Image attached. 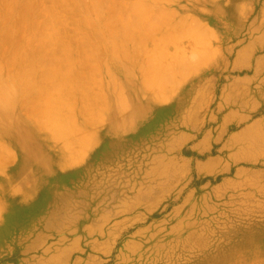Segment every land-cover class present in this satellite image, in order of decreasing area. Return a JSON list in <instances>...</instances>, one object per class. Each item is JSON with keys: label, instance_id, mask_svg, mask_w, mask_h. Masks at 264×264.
<instances>
[{"label": "rangeland", "instance_id": "374dc122", "mask_svg": "<svg viewBox=\"0 0 264 264\" xmlns=\"http://www.w3.org/2000/svg\"><path fill=\"white\" fill-rule=\"evenodd\" d=\"M228 1L0 0V264L52 254L88 264L104 253L109 264L116 246L122 264H264V217H223L226 198L212 212L213 185L192 170L169 192L180 172L159 167L158 135L107 134L162 94L163 56L183 18L199 12L210 21ZM101 146L95 159L114 146L117 154L86 163ZM85 188L102 191V206L119 216L108 231L122 224V233H46L41 215L66 219L69 203L82 214ZM69 189L77 194L60 192Z\"/></svg>", "mask_w": 264, "mask_h": 264}, {"label": "crops", "instance_id": "0c3cea01", "mask_svg": "<svg viewBox=\"0 0 264 264\" xmlns=\"http://www.w3.org/2000/svg\"><path fill=\"white\" fill-rule=\"evenodd\" d=\"M211 10L214 12L210 21L198 12L180 22L181 29L174 36L178 41L163 56L162 94L148 96L134 119H123L121 128L114 127L107 134L114 141L141 130L158 135L161 146L156 155L164 159L159 167L180 172L177 180L168 183L169 192L170 188L183 186L192 170L197 182L213 185L209 198L212 204L226 198L223 217L232 218L235 211L244 218L264 217V0H232ZM219 10H226V14H218ZM161 111L164 113L159 115ZM102 147H93L86 163H101L110 160L108 155L117 154L118 147L114 146L103 152L105 157L95 159ZM175 155L180 156L181 163L173 160ZM68 163L70 159H65L64 165ZM43 192L50 198L56 191ZM60 192L67 198L77 194L75 189ZM83 194L89 202L84 203L82 214L78 205L70 203L66 219L43 213L45 232L74 233L81 238L85 234L122 233V224L108 231V222L119 216L112 207L107 210L102 206V191L85 188ZM214 204L212 212L216 211ZM194 214L198 217V205ZM22 217L20 214V222ZM192 244L198 247V232ZM114 249L109 264H122V258H116L119 247ZM104 254H96L88 264L107 263ZM22 258L19 264H67L60 262L57 254L33 261Z\"/></svg>", "mask_w": 264, "mask_h": 264}]
</instances>
